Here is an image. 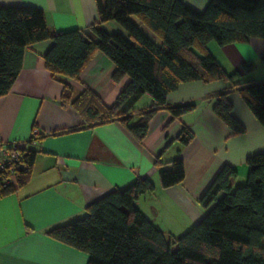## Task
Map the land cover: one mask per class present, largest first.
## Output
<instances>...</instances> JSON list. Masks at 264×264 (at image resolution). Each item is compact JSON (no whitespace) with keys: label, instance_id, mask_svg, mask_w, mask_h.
<instances>
[{"label":"trees","instance_id":"trees-1","mask_svg":"<svg viewBox=\"0 0 264 264\" xmlns=\"http://www.w3.org/2000/svg\"><path fill=\"white\" fill-rule=\"evenodd\" d=\"M95 9L98 20L89 27L93 35L89 37L76 29L50 31L37 8L0 6V97L17 78L24 49L50 40L43 61L53 76L77 80L93 54L101 52L114 65L113 81L128 77L110 105L103 104L88 87L71 97L70 84L63 83L62 104L68 103L82 123L52 134L118 120L142 141L158 111H167L170 122L193 109L192 104L166 103L167 95L181 83L217 80L227 87L215 95L212 111L231 133L245 132L231 113V91L264 128V80H243L239 71L227 73L207 50L211 41L222 46L250 37L264 40V0H209L200 12L181 0H95ZM108 21L123 32L103 29L101 25ZM261 60L264 62V53ZM252 67L247 63L243 69ZM143 95L150 97L151 104L134 113V104ZM191 138L183 126L177 139L187 144ZM36 139L32 135L29 143ZM19 151L14 171L0 172V197L13 193L30 178L36 152L20 146ZM244 164L241 183L236 182V167L224 164L219 168L198 198L203 216L177 238L136 208L135 201L154 190L153 182L141 177L87 204L82 217L54 226L46 234L85 253L86 264H264V153L248 155ZM154 165L162 188L184 179V162L179 156L163 163L158 154ZM6 179L8 183L3 185Z\"/></svg>","mask_w":264,"mask_h":264},{"label":"crops","instance_id":"crops-1","mask_svg":"<svg viewBox=\"0 0 264 264\" xmlns=\"http://www.w3.org/2000/svg\"><path fill=\"white\" fill-rule=\"evenodd\" d=\"M181 1L200 12L209 0ZM0 6L37 8L53 32L76 29L93 37L89 27L98 20L95 0H0ZM212 42L207 50L227 73L239 71L243 80H264V40L250 37L222 46ZM50 45V40H43L24 49L20 72L10 91L0 97V144L14 143L36 152L27 183L0 197V264H86L85 253L52 239L46 231L82 217L87 204L138 177L149 178L154 190L140 196L136 208L172 236L174 225L157 221L159 204L182 221L176 228L198 221L204 214L198 198L219 168L224 164L236 167V182L241 183L245 158L264 153V128L236 92H229L228 98L244 133L233 135L213 113L215 95L227 87L220 80L181 83L167 95L166 103L192 104L193 109L170 122L167 111H158L142 141L118 120L52 134L82 123L68 103L62 104L63 83L70 84L71 97L88 87L103 104L110 105L128 77L113 81L114 65L101 52L93 54L77 80L53 76L43 61ZM247 63L253 66L249 71L243 69ZM150 104V97L143 95L132 110L137 113ZM183 126L192 134L187 144L177 139ZM32 135L37 138L34 144L29 143ZM158 154L163 163L176 156L183 159L185 175L179 184L160 186L154 165Z\"/></svg>","mask_w":264,"mask_h":264},{"label":"rangeland","instance_id":"rangeland-1","mask_svg":"<svg viewBox=\"0 0 264 264\" xmlns=\"http://www.w3.org/2000/svg\"><path fill=\"white\" fill-rule=\"evenodd\" d=\"M108 25H110V26H108ZM108 25L107 26H103V27L101 26V27L103 29L109 30V32H116L117 29L120 32L123 31L121 29V27L118 24H116L115 22H113V21H110L108 23ZM114 28H116V29H114ZM141 28H142V30L145 33H147L149 36L153 37V35L146 28H144L143 26H141ZM212 43H214V42H212ZM241 182H243V181H241ZM156 195H157L156 197H158L159 193H157ZM158 209H159V211H158L159 213L156 215L158 217L157 221L159 222V224L160 223L164 224L163 226H165L166 224L172 223V225H174V227H173L174 230L172 231V236H174V238H177L180 235H182L184 232L189 230L197 222V221L192 222V223L188 222L186 225H184V226H182L180 228H176L177 225H181V223H182V221L179 220V217H177L176 215L173 216V215L167 213L165 211V209H163L162 205H160V204H159V208Z\"/></svg>","mask_w":264,"mask_h":264},{"label":"built area","instance_id":"built-area-1","mask_svg":"<svg viewBox=\"0 0 264 264\" xmlns=\"http://www.w3.org/2000/svg\"><path fill=\"white\" fill-rule=\"evenodd\" d=\"M36 131H33V134ZM35 141H32L34 144ZM20 159L19 145L10 143V144H0V172L12 173ZM8 183V179L3 182V185Z\"/></svg>","mask_w":264,"mask_h":264}]
</instances>
